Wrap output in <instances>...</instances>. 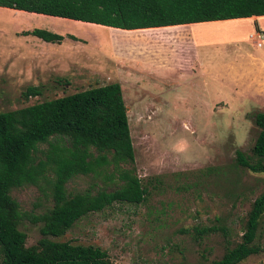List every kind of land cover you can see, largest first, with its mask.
<instances>
[{
  "label": "rangeland",
  "instance_id": "1",
  "mask_svg": "<svg viewBox=\"0 0 264 264\" xmlns=\"http://www.w3.org/2000/svg\"><path fill=\"white\" fill-rule=\"evenodd\" d=\"M4 9L0 8V112L110 82V55L101 57L96 51L99 41L112 55L110 41L93 39L86 26L74 25L73 33L87 42L84 50L90 52V58L85 70L25 68L26 62L14 54L17 42L24 38V31L44 30L43 21L28 20L14 10ZM52 24L57 30L65 26ZM209 30L213 32L203 33L200 38L227 41L246 34L243 27L231 29L228 25L212 26ZM95 31L104 36L108 32L105 28ZM258 37L252 39L263 38ZM251 42L223 47L224 51L216 46L217 75L207 77L204 85L192 86L186 80L170 86L139 82L132 97L148 107L136 108L130 92L124 91L133 169L147 186L145 201L138 205L113 204L87 214L62 237L51 240L99 247L113 264H207L222 255L224 239L231 244L238 242L250 203L264 185V175L252 174L235 164L236 151L250 156L258 133L253 116L264 113V70L256 68L252 75L244 74L237 58L241 53L234 48L244 46L250 53L262 55L264 43L254 47ZM7 47L10 48L6 54ZM76 57L80 60V54ZM236 60L239 66L230 73L226 64ZM27 87H36L41 94L25 100L21 93ZM45 147L40 145L38 149ZM35 157L40 158V154ZM119 185L116 172L109 167L99 176L74 177L66 184V190L71 194L111 191ZM9 195L18 204L22 217L18 230L26 236L25 245L32 246L41 238V224L31 220L51 207L48 187L39 180L35 185L12 189ZM217 227L224 228L225 235L219 231L198 237L194 231ZM255 244L261 252L239 264H264V215Z\"/></svg>",
  "mask_w": 264,
  "mask_h": 264
},
{
  "label": "trees",
  "instance_id": "2",
  "mask_svg": "<svg viewBox=\"0 0 264 264\" xmlns=\"http://www.w3.org/2000/svg\"><path fill=\"white\" fill-rule=\"evenodd\" d=\"M0 8L121 30L264 16V0H0ZM22 35L49 43L62 39L39 29ZM40 94L38 88L27 87L21 96L26 100ZM253 122L258 133L250 156L236 151L235 164L264 175V113H256ZM40 145L45 149L39 150ZM36 153L40 158L36 159ZM133 161L117 83L0 112V264H113L99 247L51 238L62 237L87 214L113 204L144 202L147 186L134 174ZM109 167L116 172L117 188L67 192L66 184L74 177L99 176ZM39 180L48 187L51 207L32 218L31 222L41 224V238L26 246V236L18 230L22 218L18 204L9 193ZM263 215L264 185L250 203L238 242L224 239L222 255L207 264H239L260 253L255 239ZM194 231L198 237L219 231L225 235L222 227Z\"/></svg>",
  "mask_w": 264,
  "mask_h": 264
},
{
  "label": "crops",
  "instance_id": "3",
  "mask_svg": "<svg viewBox=\"0 0 264 264\" xmlns=\"http://www.w3.org/2000/svg\"><path fill=\"white\" fill-rule=\"evenodd\" d=\"M16 14H21L28 20L40 18L43 21L42 25H44L42 27H45L43 28L44 31L53 32L52 34L57 33L56 35L60 34L59 36L62 37L58 43L44 42L30 35H25L23 39H19L14 54L19 60L26 62L25 68L42 67L53 70L76 67L80 71L85 70L90 52L84 50L87 46L85 38L73 35L75 32L74 25L86 26L87 29H90L93 39H109L112 55L107 50V46L99 41H97L96 51L101 57L110 55L113 69L107 73V75L110 74L109 77L107 76L110 80L107 84L117 83L119 85L123 105L124 91H129L132 97L133 88L139 82L151 81L170 86L180 80H186L192 86H199L200 83L204 85L207 77L217 75L215 52L218 45L221 46L220 51H224L223 47L230 48L241 42L253 41L251 44L254 47H260L264 43V16L121 30L21 11L16 12ZM53 22L64 23L65 26L59 28L61 30H57L52 24ZM68 25L69 27H67ZM219 25H228L231 29L243 27L246 34L232 37L230 38L231 41L230 39L226 41L225 38L221 40L208 37L200 38L203 33L213 32V30H209L210 27ZM204 27L209 28L203 29ZM98 28H105L108 31L106 36L98 34L95 31ZM259 35H262L263 38L255 41L252 39L259 38ZM9 48L7 47L4 53L8 52ZM234 48L235 52L241 53L237 58H240V70L244 74L252 75V70L256 68L264 70V52L259 55L250 53V50L244 46H235ZM212 52L214 53L213 56H211ZM77 54H80V60L76 57ZM237 61L226 64L230 73L233 68L239 66ZM261 80H264V75ZM132 100L136 108L148 107L137 103L133 97ZM126 111L125 107V114H127Z\"/></svg>",
  "mask_w": 264,
  "mask_h": 264
}]
</instances>
